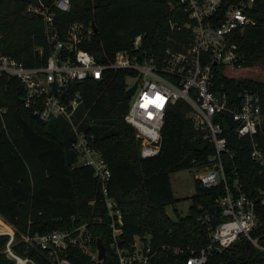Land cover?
Returning a JSON list of instances; mask_svg holds the SVG:
<instances>
[{
	"label": "trees",
	"instance_id": "16d2710c",
	"mask_svg": "<svg viewBox=\"0 0 264 264\" xmlns=\"http://www.w3.org/2000/svg\"><path fill=\"white\" fill-rule=\"evenodd\" d=\"M70 1L69 11L53 8L59 32L66 33L76 22L91 25L94 34L82 47L101 61L129 48L138 34L144 35L148 48L164 46L173 33L170 22L187 21L179 0ZM32 3L37 1L0 0V54L29 67L44 65L50 53L43 19L28 10ZM254 17L256 25L238 31L235 40L243 54L242 64L248 67L264 63V0H258ZM37 47L44 48L43 55ZM215 69V89L225 90L230 100L239 101L246 87L259 91L264 116L263 81L228 77L223 67ZM127 87L126 71H110L102 80L89 79L79 85L84 98L79 111L81 128L93 134L95 147L109 163V195L123 214L119 246L131 249L136 236L145 237L157 250L150 264H186L191 250L199 253L210 242L201 216L208 213L213 225L224 219L216 198L226 190L223 182L208 189L195 178L188 214L181 215L176 209L175 219L167 212V206L179 200L171 174L208 165L209 156L215 153L214 144L194 125L188 115L189 104L179 100L166 113L160 152L143 158L136 129L125 120L130 106ZM23 95L24 86L16 77L0 75V108L7 109L0 114V231L11 230L9 225L14 228L17 254L37 264H55L47 250L24 237L88 224L89 233L105 245V259H93L72 244L65 257L72 264H116L101 183L91 166L76 164L70 124L61 118L41 120L23 106ZM216 120L223 127L229 149L223 155L226 178L232 183L237 172L246 194L253 195L263 182L260 166L251 158L253 139L236 134L237 123L231 115L221 113ZM254 140L264 143V120ZM258 211L264 229V206ZM98 217L103 222H95ZM8 240L9 235H0V264L14 263L2 251ZM163 246L182 247L184 252L174 254ZM206 264H264V253L240 239L221 251L211 250Z\"/></svg>",
	"mask_w": 264,
	"mask_h": 264
},
{
	"label": "built area",
	"instance_id": "2783aa9c",
	"mask_svg": "<svg viewBox=\"0 0 264 264\" xmlns=\"http://www.w3.org/2000/svg\"><path fill=\"white\" fill-rule=\"evenodd\" d=\"M36 1L28 10L43 19L44 34L50 47L46 63L29 67L10 55L0 54V75L14 76L22 83L23 106L41 120L61 118L70 124L74 135L72 149L78 158L76 164L91 166L101 183L102 200L112 228L111 247L117 256L116 264H150L157 250L149 239L141 236L135 237L131 249L119 246L123 214L109 195L111 169L95 147L93 134L81 128L83 119L79 111L84 98L79 85L89 79L102 80L110 71L127 72V89L137 83L125 120L136 129L143 158L160 152L166 113L179 100L189 104L188 115L194 125L214 144L215 153L209 156L208 165L199 169L195 178L208 189L224 183L226 192L216 198L224 219L213 225L208 213L201 216L210 242L199 253L190 249L186 264H206L211 250L221 251L240 239H246L264 253V229L258 211L264 206V143L254 140L264 120L261 95L259 91L246 87L240 92L239 101H232L225 90L215 89L214 81L216 66L223 67V72L226 67L233 70L248 68L242 64L243 54L235 40L238 31L256 25L254 14L258 0H179L187 21L170 22L173 33L168 35L164 46L148 48L144 35L138 34L129 48L117 50L108 61H101L82 47L84 40L94 34L91 25L76 22L66 33L59 32L53 8L69 11L70 0H53L51 4ZM36 49L40 56L44 54L43 47ZM6 110L0 108V114ZM221 113L231 115L236 121V134L240 138L253 139L251 158L260 166L263 178L253 195L246 194L237 172L232 183L226 178L223 155L229 149L223 127L216 120ZM95 222H103V218L98 217ZM87 225L74 230L57 229L43 235L25 236L24 239L47 250L55 264H72L64 255L70 244L79 246L98 260L97 255L86 249V243L92 242ZM2 234L9 235L2 251L13 264H37L15 252L14 231ZM83 234H86L84 241L80 239ZM163 248L174 254L184 252L182 247Z\"/></svg>",
	"mask_w": 264,
	"mask_h": 264
},
{
	"label": "rangeland",
	"instance_id": "374dc122",
	"mask_svg": "<svg viewBox=\"0 0 264 264\" xmlns=\"http://www.w3.org/2000/svg\"><path fill=\"white\" fill-rule=\"evenodd\" d=\"M224 72L235 78H253L264 82V63H257L254 66L242 70H233L230 67H226ZM198 173L199 171L197 169H186L171 174L172 187L175 196L179 199L175 205L167 206V212L172 218L176 219V209L181 215L188 214L189 208L192 204L190 196H192L196 190L195 175ZM6 224L9 225L8 223ZM9 227L14 231V228L11 225H9ZM83 235L84 239L80 237L82 241L86 238V234ZM91 237L92 242L90 244H88V242L86 243V249L92 254L98 256L97 240H95V236L91 235Z\"/></svg>",
	"mask_w": 264,
	"mask_h": 264
},
{
	"label": "water",
	"instance_id": "95a60500",
	"mask_svg": "<svg viewBox=\"0 0 264 264\" xmlns=\"http://www.w3.org/2000/svg\"><path fill=\"white\" fill-rule=\"evenodd\" d=\"M136 87H137V83H135L132 87L126 90V93L129 98H131L132 95L135 93ZM97 248H98V261H102L106 257V248L101 239L97 240Z\"/></svg>",
	"mask_w": 264,
	"mask_h": 264
},
{
	"label": "bare ground",
	"instance_id": "6f19581e",
	"mask_svg": "<svg viewBox=\"0 0 264 264\" xmlns=\"http://www.w3.org/2000/svg\"><path fill=\"white\" fill-rule=\"evenodd\" d=\"M4 232H11V230H8V231H0V233H4Z\"/></svg>",
	"mask_w": 264,
	"mask_h": 264
}]
</instances>
